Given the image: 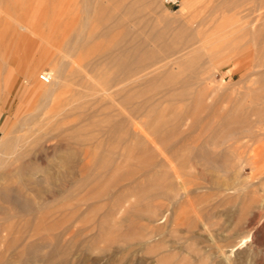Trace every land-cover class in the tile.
I'll return each mask as SVG.
<instances>
[{
	"label": "rangeland",
	"instance_id": "rangeland-1",
	"mask_svg": "<svg viewBox=\"0 0 264 264\" xmlns=\"http://www.w3.org/2000/svg\"><path fill=\"white\" fill-rule=\"evenodd\" d=\"M228 1L155 0L142 9L148 22L135 23L140 31L144 26L143 33L154 25L168 29L169 35L183 25L194 32L197 44L204 43L185 59H199L197 74L207 75L200 84L207 86L205 102L216 113L198 109L193 124L188 117L181 131L168 133L160 140L165 143H159L150 133L154 114L130 111L145 104L143 97L127 105L101 97L96 92L104 71L86 75L89 87L72 76L62 80L55 71L62 59L72 60L69 64L75 68L73 61L88 54L61 49L65 40L79 30L98 32L97 17L107 12L120 15L121 5L110 0H0V144L5 141L7 146H0V189L20 190L33 207L19 210L13 203L15 196L11 200L0 196V264H264V159L252 152L253 146L264 143V122L255 123L250 113L256 106L264 109V102L254 99L264 85V0ZM127 21L126 26L132 24ZM178 54L165 59L173 72L179 70L174 63ZM159 59L124 86L128 90L146 87L161 69L155 68L165 61ZM42 72L51 73L49 82L39 78ZM183 73L186 77L191 71ZM43 88L52 92L39 109ZM92 88L97 90L94 95L87 94ZM161 94L153 99H161L160 107L171 106ZM102 108L109 109L111 116L99 112ZM93 109H98L96 115H84ZM222 112L234 115L233 120L248 114L251 126L233 129L224 143L203 144L220 125ZM120 120L131 134L128 151H123L118 135L103 127ZM70 125L76 127L57 134ZM249 130L246 138L237 139L238 132ZM35 139L40 143L31 146ZM144 146L154 147L148 152ZM73 149V165L64 164L62 157ZM22 151L33 158L29 173L41 187L48 188L45 177L53 175L49 193L38 196L13 175L19 164L15 155ZM122 152L123 159L118 157ZM183 154L189 165L182 163ZM150 230L157 236L147 238ZM93 234L98 239L84 244ZM151 246L153 252H147Z\"/></svg>",
	"mask_w": 264,
	"mask_h": 264
},
{
	"label": "bare ground",
	"instance_id": "bare-ground-1",
	"mask_svg": "<svg viewBox=\"0 0 264 264\" xmlns=\"http://www.w3.org/2000/svg\"><path fill=\"white\" fill-rule=\"evenodd\" d=\"M154 1L155 0H110V2L112 4L116 3V4L121 5L122 11H121L120 15L113 14L112 12L100 14L96 19L97 23L99 24V28L101 27V29L98 32L95 30H93V31L91 30L87 33L83 30H79L76 32L74 37H71L70 39L67 38L62 46L60 43L56 42L57 44H60V46L62 47L61 49H63V50H68V51H70V50L71 51L81 50V51H87L88 54L86 56L82 57V59H80V61H73V63L77 66L75 68H73L74 66L72 67V65L69 64L72 62V60H70V61L63 60L62 56H61L62 60L60 61L59 66L57 65V68H55V71L59 72V74H60L59 78H61L62 80L66 79L67 76H72L76 79L77 82H79L84 87H89V83H88L87 79H85V77L88 78L86 76L88 73H98L100 71H104V76L102 77L101 86L98 89L99 91L95 90V88H92L94 90L87 92V94L94 95V93L97 91L96 93L100 94L101 97L103 95V97L106 96L108 99H114V98L119 99V101L122 105L130 104L134 100L135 97H143L144 98L143 102L145 104H141V107L131 108L130 111L131 112H144V113H148V114L153 113L154 114L153 120H155V123L154 124L152 123L153 126L151 127L150 133H151V135L154 136L153 138L156 141L158 140L159 143L160 142L165 143L164 139H163V141H160V140H162V137L166 138V136L169 135L168 133H170L172 136L174 134L173 132L181 131L182 125L187 124V123H185V120L188 117L193 118L192 124H193V122H195L194 118H196V116H197L196 112L198 109L209 110L213 113H216V109L214 107H212V105H208L205 102V99H207V97H208V90L206 88L207 86L203 87L204 85L200 86V84L202 82L201 81L202 78H204L205 76L207 77V75L205 74V76L202 77L200 74H197V71H196L197 66L199 64H201L198 62L199 64L197 65V61L199 59H185V57H186L185 55L194 53L199 48L204 47L203 46L204 43L201 42V43L197 44V42L194 40V37H193L194 32L192 33V30L190 28L184 27L183 25L179 26V28L176 26L177 29L174 30V28H173L174 31H172L171 34L169 35L168 34L169 31H167L168 29L167 30L166 29H156L153 25V27L149 28L148 32L147 31H146V33L144 32L145 38L144 37H142L143 39L140 38V34L141 33L144 34L142 32L144 26H142L143 23L140 22V21H143L145 19V16L143 14L142 9L152 5V3ZM222 1L223 0H221V2ZM231 1L237 2L238 0H230V2ZM228 2H229L228 0H224V3H228ZM94 8H96V7H94ZM100 8H101V4L98 5L97 11H99ZM86 10L88 11V8ZM127 20H131L132 24L131 25L129 24L128 26H126L125 22ZM127 22H129V21H127ZM137 22L139 25H140V23H142L141 24L142 31H140L139 28H135V23H137ZM149 23L146 25H149ZM166 24L168 25V22ZM170 25H172V24H170ZM21 27H22V29H26V30L28 29V27L24 26V25ZM169 29H171V27ZM104 38H107V40L105 41L104 44L101 45L99 41L103 40ZM55 46L59 47V45H55ZM212 46H213V44H212ZM58 47H57V49H58ZM174 53H179L177 55L178 60L176 62H174L176 64V67L179 68V70L176 72H173L169 67H167L170 63V60H165L168 55L174 54ZM67 54H66V56H67ZM160 55H162V57ZM64 56H65V54H64ZM158 58H161L165 61L162 64H160L159 66H157V67L155 66L156 67L155 69H159V68H161V69L158 70L157 73H155V75L151 76L147 80L148 82H147L146 87L144 86V87H138V88H134L132 90L131 89L128 90L124 86V85H126L127 82H129L130 79L132 80V77L135 74H137L140 70H142V68L148 67V66L153 65L154 63L158 62V60H157ZM161 59H159V60H161ZM184 70H188V73H189V71H191V73L188 76L184 77L182 75V74H184L183 73ZM48 74L50 75V80H51V73L48 72ZM44 83H47V82H44ZM195 84L198 86H196ZM202 84H203V82H202ZM123 86L126 88L125 90H124ZM115 87H119V89L116 91H113L112 89H114ZM40 91H41V94L43 95L44 98L42 99V103L39 105V109L42 108L43 106H45L44 103L47 101L46 99L49 97V93L52 92V91H49V88H43ZM157 93H162L161 94L162 100L166 101L167 103H170L171 106L166 105L164 107L163 106L160 107L161 99L160 100H154L153 99V97ZM95 95H97V94H95ZM96 98H97V96H96ZM211 99H214V98H211ZM254 99L256 100V102L257 101L261 102V103L264 102V85L260 86L259 91H257L256 94H254ZM96 100H98V99H96ZM211 101H214V100H210V102ZM100 102H101V100H100ZM173 103H174V105L176 104V106H172ZM79 108H80V106H79ZM81 109H83L82 106H81ZM97 111H98V109H93L84 115L86 117H93L94 115L97 114ZM109 111L110 110L109 109L107 110V108H102L99 110V112H102L105 116H111V114H110L111 111L110 112ZM250 113L256 117L255 123L256 122L257 123L264 122V121H262V120H264V109H260V107L256 106L250 110ZM223 114L218 115L220 117V120H221L220 125H218L217 128H213L211 130V133H210L209 138L207 140L201 141V142H203V144H206L208 142L213 144V145L219 144V143H224V141L226 140L228 135H231L230 133L233 131V129L238 130L241 127L247 128V127L251 126L250 120L248 119V116H247L248 114L244 115L241 113V116L239 118H235L234 120L236 122V125H231V123H230V121L233 120L232 118H234V115L228 116V115H225V114L223 115ZM167 115L168 116L170 115L172 117V121H167L165 119V116H167ZM170 120H171V118H170ZM19 125H21V124H19ZM71 127L72 128L76 127V125L67 126L63 129L59 130V132L57 134H60L64 131H67ZM103 127L105 128V131L107 133L109 132L111 135H114V136L118 135L119 136V141H120L119 143L122 145L123 151L125 149L127 151L129 150L128 148L130 147V143H131V142L129 143V138L131 137V134H130L128 128L126 127L125 121L120 120L117 123H113V124L107 123ZM102 130H103V128H102ZM246 130H243V131H246ZM34 131H35V129H34ZM249 132H250V130L248 131V133L247 132H245V133L238 132L237 133V139H244V137L246 138V136H247V134H249ZM45 133L46 132L43 131V134H45ZM47 133H49V132H47ZM182 136H184V135H182ZM149 137L150 136H148V138ZM184 138H185V136H184ZM137 139L138 138H136V141H139ZM40 140L41 139H35L33 141V143L31 144V146L39 144ZM14 141L15 142L12 143L13 144L12 147H14V149L10 152L12 154H13L14 150H16L15 145H16L17 140H14ZM183 142H185V140H183ZM197 142H198V140H197ZM164 143H162V144L164 145ZM238 143H239V141H238ZM203 144L198 143L196 145L201 146ZM157 145H158V143H157ZM157 145L153 150H155L157 148ZM159 145L161 146V144H159ZM240 145H242V143ZM0 146L3 149L7 147L5 144V141H4V143H1ZM148 146H144V147H142V149L145 151L151 152V150L154 146L150 147L151 149ZM238 146H239V144H238ZM171 147H173V146H171ZM180 147H182V146H180ZM238 148H236V149H238ZM199 149L202 150L201 148H199ZM75 150L73 151L72 154L67 155L65 157H62L61 161L64 164H67V165L72 164L73 165V157L75 155ZM177 151H179V150H177ZM166 152H169V151H166ZM252 152H253V156L255 158L264 159V143L253 146ZM172 153L174 154V151ZM185 153H187V152H185ZM27 155L28 154L24 151L17 153L15 155L16 157L14 159L19 164L15 168L13 175L16 176V178L21 183V185H24L29 191L33 192L34 194L39 196L41 194L49 193V181L52 180L53 175H51V174L49 175V173H48L47 176L45 177V182L48 184V188L47 187L46 188L41 187L38 184V182L34 179L33 175H31L29 173L30 172L29 167L32 166L33 158L28 157ZM199 155H200V153H199ZM26 156L28 158H26ZM182 156H183L182 158H184L182 163H185L187 161L186 156L184 154ZM118 157L123 159V157H125L124 152L120 153V155H118ZM173 157H175V156H173ZM164 158H162V159L164 160ZM193 158H196V157H193ZM165 159H167V158H165ZM187 159H188V157H187ZM113 160H116V158H114ZM155 161L157 162V160H155ZM166 161H169V160L167 159ZM188 161H190V160H188ZM180 162H181V160H180ZM187 164L189 165V162ZM178 165H179V163H178ZM180 165L182 166V164H180ZM66 167L69 168V166H66ZM178 169L180 170L179 166H178ZM174 170L176 171V169H174ZM175 171H174V173H176ZM70 173H71V171H70ZM4 174L5 173H3L2 175H4ZM201 175H203V174H201ZM9 176H12V174L10 173ZM158 176H159V174H158ZM163 176H164V174H163ZM213 176H214V173H213ZM68 177H69V175H68ZM219 177H221V175ZM216 179L214 181H216ZM192 184H194V183H192ZM182 188H184V187H182ZM159 194H161V196H162L163 193L159 192ZM12 195L15 196V198H13L14 199L13 201H15V202H13V203H14L15 207L18 208L19 210H27V209L33 208L32 203L30 202L31 200L29 199L30 200L29 201L27 199L28 197H23L24 195L23 196L21 195L20 190L14 191V190H12L10 188H6V187L0 189V196H2V198L6 199V200H9V199L11 200ZM150 212H148V214H147V219L149 221L153 217L152 213H150ZM160 218H161V216H160ZM151 222H152V220H151ZM99 224H98V226H99ZM148 224H150V222ZM157 234L158 233L156 231L150 230L146 237L147 238H154L155 236H157ZM158 236H160V235H158ZM98 237H99L98 234H93L92 236L88 237L87 239L85 238L84 244L90 245L91 243L95 242L98 239ZM144 237H145V235H144ZM163 237H160L159 242H162ZM81 248H82V246H81ZM147 252H150V253L153 252V246H151ZM146 264H151V263H150V261H146ZM154 264H156V263L154 262Z\"/></svg>",
	"mask_w": 264,
	"mask_h": 264
},
{
	"label": "built area",
	"instance_id": "built-area-1",
	"mask_svg": "<svg viewBox=\"0 0 264 264\" xmlns=\"http://www.w3.org/2000/svg\"><path fill=\"white\" fill-rule=\"evenodd\" d=\"M166 2L169 3H175L176 0H166ZM39 78L43 81V82H48L50 80V75L48 74V72H42L39 74Z\"/></svg>",
	"mask_w": 264,
	"mask_h": 264
}]
</instances>
